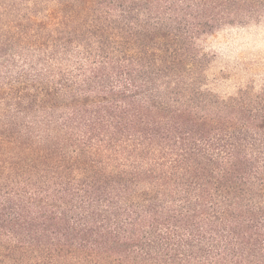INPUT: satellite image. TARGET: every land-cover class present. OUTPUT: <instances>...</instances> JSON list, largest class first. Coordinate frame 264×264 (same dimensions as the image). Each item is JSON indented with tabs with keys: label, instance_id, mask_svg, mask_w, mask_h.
Returning <instances> with one entry per match:
<instances>
[{
	"label": "trees",
	"instance_id": "trees-1",
	"mask_svg": "<svg viewBox=\"0 0 264 264\" xmlns=\"http://www.w3.org/2000/svg\"><path fill=\"white\" fill-rule=\"evenodd\" d=\"M263 8L0 0V264H264V88L198 44Z\"/></svg>",
	"mask_w": 264,
	"mask_h": 264
},
{
	"label": "rangeland",
	"instance_id": "rangeland-1",
	"mask_svg": "<svg viewBox=\"0 0 264 264\" xmlns=\"http://www.w3.org/2000/svg\"><path fill=\"white\" fill-rule=\"evenodd\" d=\"M204 86L221 96L264 88V8L246 22L228 24L199 39Z\"/></svg>",
	"mask_w": 264,
	"mask_h": 264
}]
</instances>
